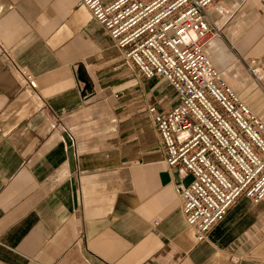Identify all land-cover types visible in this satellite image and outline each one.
Listing matches in <instances>:
<instances>
[{
  "label": "crops",
  "instance_id": "0c3cea01",
  "mask_svg": "<svg viewBox=\"0 0 264 264\" xmlns=\"http://www.w3.org/2000/svg\"><path fill=\"white\" fill-rule=\"evenodd\" d=\"M77 3L0 0V264H264V200L240 198L197 241L177 192L193 176L166 165L148 111L171 110L174 90L141 78ZM208 15H231L206 51L264 122V0Z\"/></svg>",
  "mask_w": 264,
  "mask_h": 264
},
{
  "label": "built area",
  "instance_id": "2783aa9c",
  "mask_svg": "<svg viewBox=\"0 0 264 264\" xmlns=\"http://www.w3.org/2000/svg\"><path fill=\"white\" fill-rule=\"evenodd\" d=\"M219 1L77 3L91 12L141 78L164 80L174 90L177 103L171 110L160 112L150 106L148 111L166 165L193 176L190 186L177 192L198 242L207 239L240 198L254 204L264 200V122L232 89L206 51L222 37L231 18H210L208 9ZM2 52L8 55L3 48ZM16 70L26 88L37 89L30 72ZM251 72L256 74V69Z\"/></svg>",
  "mask_w": 264,
  "mask_h": 264
},
{
  "label": "water",
  "instance_id": "95a60500",
  "mask_svg": "<svg viewBox=\"0 0 264 264\" xmlns=\"http://www.w3.org/2000/svg\"><path fill=\"white\" fill-rule=\"evenodd\" d=\"M78 80L84 84V88L82 91V96L86 97L89 93H91L92 87L89 83V80L85 76V72L83 69L78 70Z\"/></svg>",
  "mask_w": 264,
  "mask_h": 264
}]
</instances>
